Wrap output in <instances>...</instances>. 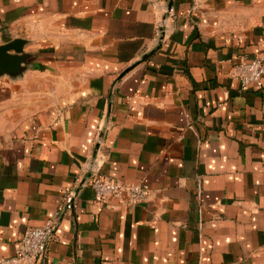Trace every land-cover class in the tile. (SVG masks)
<instances>
[{
  "label": "crops",
  "instance_id": "1",
  "mask_svg": "<svg viewBox=\"0 0 264 264\" xmlns=\"http://www.w3.org/2000/svg\"><path fill=\"white\" fill-rule=\"evenodd\" d=\"M0 258L61 213L36 264H264V0H0ZM264 80V78H263ZM147 183L95 201V175Z\"/></svg>",
  "mask_w": 264,
  "mask_h": 264
},
{
  "label": "built area",
  "instance_id": "2",
  "mask_svg": "<svg viewBox=\"0 0 264 264\" xmlns=\"http://www.w3.org/2000/svg\"><path fill=\"white\" fill-rule=\"evenodd\" d=\"M231 77L238 81L239 91L264 89V55L251 61H241L233 66ZM95 194V201L105 204L110 198H117L126 205H136L147 201L151 188L147 183H124L100 174H95L89 182ZM77 193L71 189L66 191L63 202L57 211L38 227H29L22 238L14 246L11 257L0 258V264H36L47 253L50 241L56 233L60 215L73 211Z\"/></svg>",
  "mask_w": 264,
  "mask_h": 264
},
{
  "label": "water",
  "instance_id": "3",
  "mask_svg": "<svg viewBox=\"0 0 264 264\" xmlns=\"http://www.w3.org/2000/svg\"><path fill=\"white\" fill-rule=\"evenodd\" d=\"M27 41L15 39L0 46V77H20L29 67L33 56L24 51Z\"/></svg>",
  "mask_w": 264,
  "mask_h": 264
}]
</instances>
